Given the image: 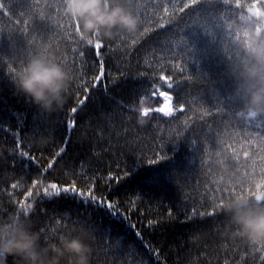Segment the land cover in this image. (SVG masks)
<instances>
[{
  "label": "trees",
  "instance_id": "1",
  "mask_svg": "<svg viewBox=\"0 0 264 264\" xmlns=\"http://www.w3.org/2000/svg\"><path fill=\"white\" fill-rule=\"evenodd\" d=\"M170 2L127 0L133 14L144 21L139 25V34L145 27L153 30L143 37L138 35L139 43L134 46L123 34L102 40L105 76L92 88L101 58L96 57L93 46L79 38L74 22L71 35H65L58 24L49 21L50 31L42 44L50 48L44 52L39 37L38 42L28 43L35 35L31 25L27 36L22 31L27 19L26 9L22 8L24 0H0L5 5L0 9V218L20 214L23 208L19 201L24 199L25 204L33 205V231L41 234L42 242H56L69 233L84 234L92 249L90 264H264V246L232 235L235 228L223 212L214 217L199 215L212 210L214 195L218 203L221 198L244 195L247 187L246 183L241 186L243 169L237 171L234 165L225 171L217 163L220 147L214 145L205 151L202 142L207 124L212 123L219 128V140L240 152L243 162L241 145L251 138L243 137L245 118L235 114L239 109L231 98L234 81L227 75L224 44L212 40L198 26L185 28L182 35L193 49V61L188 66L194 79L174 91L185 103L186 111H177L174 118L159 113L142 118L139 114L143 107L163 105L158 94L153 101L152 83H161V71L173 74V64L181 60L180 52L184 51L174 48V42L180 40L175 21L162 29L156 27L165 4ZM233 10L234 33L244 23L239 20L240 13H248L246 9ZM51 12L67 26V18L61 19L55 8ZM179 15L183 16L179 24L183 29L184 22L190 21L186 14ZM34 23L38 30L43 29L42 22ZM227 31L225 25V40ZM33 54L54 62L66 61L63 65L56 62L64 68L69 83L68 101L59 115L42 112L14 91L9 65L16 68ZM81 77L87 81L88 93L83 92ZM176 79H181L179 73ZM213 89L226 107L234 109L222 122L218 116L201 120L208 105L215 103L209 95ZM80 100L85 103L81 105ZM174 106L178 109L179 103ZM73 107L77 112L71 111ZM229 121L232 126L226 127ZM69 122H74L73 128L68 127ZM48 131L53 139L46 147L36 148L27 142L25 134ZM236 132L241 135L236 136ZM194 138L200 141V148L191 145ZM60 148L66 150L57 157ZM21 151H28L35 160L21 157ZM157 154L169 158L150 165V160L158 159ZM50 163L52 167L48 168ZM38 176L44 188L56 183L61 191L73 184L85 193L91 189L97 202L85 203L72 194L45 197L43 188L38 190L32 185ZM13 184H17L16 189ZM218 187L227 190L216 192ZM29 190L32 197H26ZM108 202L112 209L107 207ZM7 264H20V260L9 256Z\"/></svg>",
  "mask_w": 264,
  "mask_h": 264
},
{
  "label": "clouds",
  "instance_id": "2",
  "mask_svg": "<svg viewBox=\"0 0 264 264\" xmlns=\"http://www.w3.org/2000/svg\"><path fill=\"white\" fill-rule=\"evenodd\" d=\"M63 11L79 24L78 36L85 45L112 40L121 34L138 38L140 20L127 0H64ZM241 30L246 34V51L251 60L228 61L227 75L234 81L232 102L242 117L264 118V40L257 37L250 25ZM10 81L17 94L48 115H59L68 101L69 83L64 68L43 55H30L10 72ZM25 136L29 145L36 148L46 147L53 139L51 131ZM35 179L38 190L45 187L41 177ZM247 188L264 192V184L259 180H252ZM31 209L26 205L20 214L0 218V264H7L9 256L18 257L20 264H90L92 249L84 234L69 233L56 242H42L41 234L33 231ZM218 210L234 226L232 235L251 244L264 243V202L246 195L225 198Z\"/></svg>",
  "mask_w": 264,
  "mask_h": 264
},
{
  "label": "snow or ice",
  "instance_id": "3",
  "mask_svg": "<svg viewBox=\"0 0 264 264\" xmlns=\"http://www.w3.org/2000/svg\"><path fill=\"white\" fill-rule=\"evenodd\" d=\"M64 0H54V2H49V0H32V3H25L22 8L26 9L27 19L24 20L25 27L22 29L25 36L29 34V25H31V32L35 33L32 35V38L28 40L29 44L34 42H41V46L44 52H47L50 48V45H43L42 41L44 35L50 31L49 29V21L58 24L61 31L65 33V35H71V29L73 21L70 20L63 11ZM182 5V6H181ZM5 5L0 3V9H4ZM55 8L56 13L61 17V19L67 18L68 24L61 23L60 20H57L55 16L52 15L51 10ZM233 9H246L248 15H244L243 12L239 15V20L244 23L241 26L236 27L235 32L231 31L234 26L233 17L236 16V13ZM179 14H186L189 18L190 22H184L183 29L179 28L180 22L183 20V16ZM4 15H9L7 11H4ZM21 15H25L24 12ZM159 15V13H156ZM136 16L140 20V25L144 23V21L140 18L139 14ZM35 21H39L43 23V29L38 30ZM176 23V28L179 29L180 40L174 42V48L177 50L184 49L183 52H180L181 60L177 61L173 64V74L166 75L164 71H161L158 80L161 82L157 84L155 81L152 83V98L155 101L157 94L159 97L163 98L164 103L160 107L150 108L143 107L140 109L139 114L142 118H148L151 113H159L163 114L165 117L174 118L175 113L178 111L180 113H184L186 111V105L184 102H180L179 96L177 92L174 90H179L182 84L186 81L190 82L194 79L193 75H191L189 71V63L193 61L192 52L193 49L189 47L186 39L182 35L185 28L190 26H198L207 36H209L212 40L218 41V43L224 44V53L226 55V59L228 61L233 60V58L240 59L243 58L245 61L251 60V57L246 51L247 39L246 34L242 32V26H252L254 27L255 33L257 37L261 40H264V0H251V3L245 2V0H171L170 4H165L163 8V16L161 17V22L156 25L157 28H164L166 25H172L173 22ZM149 23H154V21L149 20ZM227 25L229 31H227L226 36L228 37L225 40L224 26ZM153 29L145 27L144 31L139 35L143 37L146 33L152 31ZM75 32L78 35L80 32V26L78 23H75ZM121 39H127V37L121 36ZM139 43V38L129 39V45H136ZM89 46H93L96 50V57L101 58L100 49L103 47L101 41H97L94 45L90 44ZM81 57L85 56V53L81 51ZM47 58L46 56H44ZM48 59V58H47ZM50 60V59H49ZM53 61V60H52ZM56 62L61 63L62 65L66 63L65 60H57ZM14 68L9 65V70L12 71ZM180 74L181 79L177 80L176 75ZM144 75V73H141ZM201 79H204L201 75L197 74ZM105 76V64L103 59H100L99 64V74L95 75L93 78V83L91 85L92 88L97 87V85L101 82L102 78ZM83 92L88 93L90 91L87 86V81L83 80ZM166 88L167 90H163ZM210 98L215 100V103H211L208 105L201 115V120H204L205 116H218L220 121L222 122L225 117L230 116L234 113L233 108L226 107L224 102L218 99V94L213 89L211 93H209ZM202 100H204L201 97ZM179 103L178 109L174 106L175 103ZM205 102V100H204ZM79 103L83 105L85 103L84 100H80ZM207 103V102H205ZM215 109V112L212 111ZM73 113L77 112V108L73 107L71 109ZM239 115L238 113H235ZM241 116V115H239ZM242 117V116H241ZM185 125L188 130H191V126L187 124L185 121ZM232 122L229 121V124L226 127H231ZM69 128L74 127V122H69ZM178 135H182V133H178ZM236 136H240V132L235 133ZM220 132L218 127H214V124H207L206 131L203 132L202 142L203 148L205 151H209L214 145L220 147V151L217 152V156L220 157L217 161L220 165H222L227 171L229 168L236 166L237 171L241 172L243 180L241 182V186L246 183L247 185L252 180H259L264 184V118H245V127L243 132V137H251L247 139L244 144L241 145L244 148L243 157L244 161H241L240 152H238L231 144H224L222 140H219ZM242 137V138H243ZM192 146H197L200 148V141H197L195 138L191 141ZM222 145V146H221ZM17 148L20 147L19 144L16 145ZM65 148H60L59 151L55 153L57 157L61 156V154L65 151ZM230 152V155L227 154ZM21 157H28L30 160H35L34 156H30L28 151H21L19 153ZM158 159L150 160V165H156L160 163L162 160H166L169 157L167 155L157 154ZM247 161H251V163H247ZM52 164L48 165V168H51ZM127 176L128 173H125ZM223 178L221 177V180ZM219 183V182H217ZM37 184L36 179L32 180V185L35 187ZM49 187L52 191H49ZM49 187L43 188V193L45 197H53L59 198L61 195L72 194L74 196L80 197L87 203L89 200L96 203L97 198L92 194V190L89 189L87 193L82 190L78 191L75 184L71 187L64 186L62 191L58 187L56 183H51ZM232 192L235 195V185H232ZM13 189L17 188V184L12 185ZM227 189L217 188L216 192H224ZM244 195H235L238 196H249L254 197L257 202H264V192H252L247 187L244 188ZM36 195H39L37 192ZM33 192L29 190L26 194V197H32ZM216 196L212 197V210L211 211H202L199 213L201 217H214L219 216L222 211L218 210L222 208L223 198L216 202ZM19 205L21 208H25L27 205L29 208L33 207L31 203L25 204V200L21 199L19 201ZM107 207L109 209L113 208L111 202L107 203ZM195 211V210H194ZM172 213L169 212V215ZM192 217H189L191 219ZM139 235V233H137ZM264 246V243H261ZM260 251V249H257ZM264 259V257H262Z\"/></svg>",
  "mask_w": 264,
  "mask_h": 264
}]
</instances>
